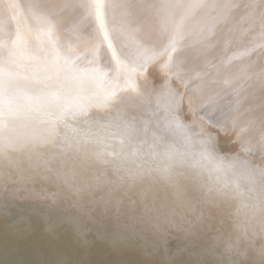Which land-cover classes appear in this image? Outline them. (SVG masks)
Returning <instances> with one entry per match:
<instances>
[{"label":"snow or ice","instance_id":"6c2138e0","mask_svg":"<svg viewBox=\"0 0 264 264\" xmlns=\"http://www.w3.org/2000/svg\"><path fill=\"white\" fill-rule=\"evenodd\" d=\"M50 7L52 10H46L38 2H30L26 15L16 0H0V161L16 151L22 139L37 146L58 144L62 153H72L81 161L79 166H69L65 160L62 169L55 164L63 157L46 162L50 171L58 175L62 172L69 189L72 182H84L83 170L89 161L112 164L115 176L108 179L110 174L106 172L105 179L117 189L129 180H143L151 174L171 179L179 167L194 172L204 170L211 185L207 191L211 199L222 201L227 196L238 200L237 215L241 209L256 210V202L240 189L238 180H229V171L238 162L247 164L240 161L239 152L247 154L252 150L243 139L247 127H238L240 99L231 109V133L224 122H214L211 116L221 109L222 93L231 89L236 80L250 79L246 69H241L239 76L225 75L223 87H219L222 67L264 47V0H248L237 21L249 24L242 35L259 24L260 42L222 56L216 64L205 60L207 69H215L211 77L208 71H195L189 77L194 68L186 67L179 56L186 48H193L197 57H206L218 42L216 25L227 23L231 12L240 7L233 0H160L158 5L146 6H130L117 0H66ZM132 7L154 10L160 21L157 40L145 42L137 38L139 28L133 26V13L129 10ZM69 9H79L81 15L64 28L62 14ZM202 9L218 10V15L194 32L188 23ZM5 12L11 13L14 32L4 27ZM85 22L93 26L86 37L81 34ZM230 31L235 35V29ZM62 32L68 33L67 39ZM223 43L227 53L232 38H224ZM104 55L107 61L103 60ZM189 78L201 83L192 89L195 95H188L185 112V93L179 89L187 90ZM211 84L217 85L218 90L206 94L204 89ZM242 89L243 85L233 89L237 97ZM123 96L141 104L155 98L157 112L163 111L157 124L163 123L164 135L153 133L152 143L143 139L147 125L138 134L142 123L137 120L139 113H133L131 121L123 119L131 111L124 105ZM201 109L208 111L197 115ZM93 110L98 113L95 117ZM188 115L191 120L186 122ZM222 134H233L230 143L238 145L239 152H221ZM259 144L264 147V133ZM88 146L94 150L87 151ZM259 172L264 177V169ZM99 180L100 177H90L88 183L93 185ZM3 191L5 200L0 211L7 216L12 203L8 197L13 194L6 186ZM52 198H56L55 194ZM259 210L264 216V201ZM49 227L55 231V225ZM73 228L88 244V233L81 225L74 223ZM194 228V224H189L185 239L191 238ZM236 247L229 245L230 250ZM259 264H264V247L259 251Z\"/></svg>","mask_w":264,"mask_h":264},{"label":"water","instance_id":"95a60500","mask_svg":"<svg viewBox=\"0 0 264 264\" xmlns=\"http://www.w3.org/2000/svg\"><path fill=\"white\" fill-rule=\"evenodd\" d=\"M221 152L238 151L230 147ZM55 157H63L57 169L65 160L69 166L81 164L58 144L21 141L19 149L0 161V210L4 187L13 194L7 216L0 211V264H259L264 217L254 213L262 215L260 207L237 215L238 200L211 199L204 188L206 173L172 186H157L145 177L117 189L105 179L106 172L108 179L114 178L113 165L89 161L84 182H72L69 189L62 172L50 171L46 163ZM239 158L264 184L258 159L241 152ZM90 177L100 180L90 185ZM74 223L88 233V244L74 231ZM189 224L195 225L194 232L185 239ZM230 244L238 247L230 250Z\"/></svg>","mask_w":264,"mask_h":264},{"label":"bare ground","instance_id":"6f19581e","mask_svg":"<svg viewBox=\"0 0 264 264\" xmlns=\"http://www.w3.org/2000/svg\"><path fill=\"white\" fill-rule=\"evenodd\" d=\"M8 0H5L7 3ZM24 10L25 14L28 13V4L30 2H38L46 10H52L51 5H60L66 2V0H16ZM117 2L125 3L130 6H146V5H158L160 0H117ZM211 3L212 0H207ZM218 3L224 2V0H217ZM235 3H239L240 7L234 9L231 12L230 19L227 23L220 22L216 25L217 33V43L214 48L208 51L206 57H197L196 49L186 48L180 53L179 58L185 61V66L194 68V71L189 73V77L195 74V71H208L209 77L214 75L215 69H207L205 67V60L216 64L219 62L220 57L231 54L237 50H242L247 47H251L253 43L260 42L261 28L257 24L251 29L246 35H242L243 29L249 28L247 22L243 24H238L240 16L243 15L245 9L243 5L248 2V0H233ZM132 11L133 16V26L139 28L137 33V38L145 42H153L158 39V32L160 21L159 18L154 14V10H149L145 7H132L129 9ZM111 14V13H110ZM64 18V28H67L74 20H76L81 15V10L79 9H69L63 14ZM218 15L217 11H209L208 9H202L195 13L194 17L189 21L188 27L193 29L194 32L202 26H206L210 23V17ZM4 19L6 20L5 29L8 32H14L15 22L11 20V13L5 12ZM92 24L90 22H85L81 34L83 36H88L92 32ZM235 29V35L230 31ZM65 39L68 38V33L62 32ZM232 38V43L228 48L227 53L224 52V38ZM107 56H103V60L107 61ZM241 69H246L247 77L242 80H236L231 89H228L226 93L221 94L219 103L221 109L211 116V119L215 122L217 120L224 122L230 130L231 133V119L234 113L231 111L232 107L235 105L237 99H240L241 104L239 107V126H246L247 131L243 135V139L248 143L246 146H250L252 150L247 154L241 152L242 154L251 157L254 160L258 159V162L264 166V147L259 144L260 136L264 133V47L256 48L250 55L244 56L240 59L233 60L232 63L226 67L221 68V84L219 87H223L222 79L225 75L236 77L241 74ZM152 76L150 75V79ZM205 79H208L206 77ZM160 78L156 76V83L159 84ZM201 82L198 80L188 79V88L184 89L185 93V106L184 111L187 112V97L188 95H195L192 89L196 87ZM243 85V89L239 94V97L235 95L233 89L239 88ZM175 86V84H174ZM181 89V88H180ZM179 89V90H180ZM218 90V86L215 84L208 85L204 91L206 94H212ZM124 105L127 106L131 111L123 117L126 121H131L133 113L138 112L137 120L142 122L137 130L138 134L143 132L144 125H147V133L142 137L148 140L149 143L153 142V133L157 136H163V123L160 122L159 126L157 121L163 115L162 109L157 112L156 101L153 98L150 102L145 101L141 104L139 101L134 100L130 96H123ZM208 109H201L197 115H204ZM223 113V114H222ZM93 114V113H92ZM115 114V112H113ZM98 115L95 110L93 116ZM94 116V117H95ZM191 118L190 115L187 116ZM20 123H24L20 121ZM198 130L193 128V131ZM63 132V129H61ZM233 139V134L228 136H223L221 149L234 148L239 152L238 145L231 144L230 141ZM21 142L32 143L27 139H22ZM167 142H173L167 140ZM33 144V143H32ZM35 145V144H34ZM47 146V145H46ZM198 147V146H197ZM19 149V145L17 147ZM94 149L91 146L87 147V151L92 152ZM72 154V153H68ZM74 155V154H72ZM250 158V159H251ZM77 162L78 160L75 159ZM206 171L198 170L194 172L192 169L187 167H179L173 173L171 179H161L155 174L146 176L148 182H151L159 186V182L165 184L174 185L178 182H185L187 179L192 178V180H197L199 177L203 178ZM208 175V174H207ZM203 176V177H201ZM236 179L239 182L240 189L245 192V194L256 202V205L261 207V202L264 201V184L259 183V176L247 166L237 163V165L229 171V180ZM208 180V178H207ZM206 180V181H207ZM211 185L207 182L204 184V188L207 190ZM258 217H264L258 213H254Z\"/></svg>","mask_w":264,"mask_h":264}]
</instances>
